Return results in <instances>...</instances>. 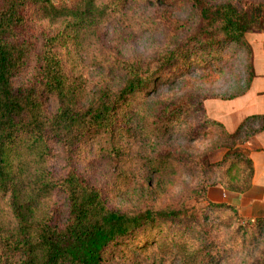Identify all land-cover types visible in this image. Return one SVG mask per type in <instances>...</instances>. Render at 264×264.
I'll list each match as a JSON object with an SVG mask.
<instances>
[{"label":"trees","instance_id":"obj_1","mask_svg":"<svg viewBox=\"0 0 264 264\" xmlns=\"http://www.w3.org/2000/svg\"><path fill=\"white\" fill-rule=\"evenodd\" d=\"M185 7L192 11L195 24L174 49L147 62L101 58L100 67L116 73L118 87L102 83L91 91L88 78L76 74L59 50L72 44L79 53L100 26L111 22L129 27L139 24L137 29L144 32L174 36L184 25L177 24L170 11ZM163 14L172 20L165 24ZM34 16L59 23L57 30L41 36L37 50L28 35ZM254 31L264 32V15L256 5L239 8L230 2L213 5L207 0H0V264H107L112 248L135 240L150 228L194 222L196 217L183 207L130 213L112 207L103 191L77 171L82 145L91 136H101L108 144L102 148L104 155L118 171L116 180L127 179L124 169L132 159L130 148L121 145L122 131L133 137L130 130L137 122L135 111L140 104L162 86L188 78L194 59L202 73L211 72V66L225 63L231 46L245 53L246 78L236 94L221 99L242 94L253 76L246 34ZM214 52H219L218 62L212 57L200 60ZM29 63H34L32 71L23 78ZM49 101L56 105L52 114L47 112ZM182 113V107L167 104L150 122L168 128L179 124ZM205 123L221 128L228 139L240 144L264 131V115L246 118L231 134L208 118ZM244 131L249 132L241 139ZM188 133L191 140L201 135L196 127ZM57 148L67 165L59 178L48 168ZM171 157L167 153L146 159L148 171L143 175L149 178L161 173ZM225 164L228 180L223 188L246 192L253 175L247 152L234 148L217 165ZM54 194L65 202L63 221L48 207ZM208 208L237 213L225 203H210ZM256 223L264 230V220ZM204 256L213 257L209 252Z\"/></svg>","mask_w":264,"mask_h":264},{"label":"rangeland","instance_id":"obj_2","mask_svg":"<svg viewBox=\"0 0 264 264\" xmlns=\"http://www.w3.org/2000/svg\"><path fill=\"white\" fill-rule=\"evenodd\" d=\"M207 1L213 5L230 2L239 8L256 5L264 15V0ZM170 13L177 24L184 25L183 30L174 36L144 32L137 29L139 24L129 27V24L111 22L100 26L88 42L83 43L79 53L72 44L59 50L66 63L74 67L76 74L88 78L91 91L96 89L94 85L102 83L118 87L116 73L100 67L101 58L106 55L103 60L109 62L115 57L147 62L174 49L195 24V19L188 7L173 9ZM161 20L166 24V20L170 22L172 18L163 14ZM58 27L59 23L55 20L34 16L28 29L34 50L39 47L43 34L52 33ZM255 32L247 35L250 38ZM231 50L226 54L225 63L211 66L209 73H202L201 67H195L197 63L194 59L188 78L173 86H162L145 103L140 104L135 111L137 122L130 130L133 137L129 138L124 129L122 131L121 145L130 148L132 159L124 169L128 174L127 179L121 176V180H116L118 171L104 155L102 148L108 144L101 136H91L82 145L77 171L87 182L103 191L112 207L126 213L145 208L183 207L196 217L191 223H164L142 232L135 240L112 248L107 253V264H264V230L256 222L246 221L237 213L229 210L211 212L208 208L211 203L207 197L208 188L223 187L228 180L225 173L227 165L217 164L234 148L245 150L244 146L252 139L250 137L240 144L238 140L228 139L221 128L205 123L204 100L236 94L240 83L246 78L244 51L235 46H231ZM218 54H205V59L200 60L207 61L212 57L218 62ZM33 65L29 63L25 66L23 78L31 73ZM167 104L182 107L179 124L168 128L152 125L150 121L153 115ZM55 108L53 102L47 103L49 114ZM191 127H196L201 133L195 140H191L188 133ZM156 130L160 134H156ZM248 132L244 131L240 138L244 139ZM53 152L48 168L55 178H59L66 172L67 165L58 148ZM167 153L172 157L163 165L161 173L146 178L143 175L148 171L146 159H155ZM234 173L235 169L232 171ZM48 202L49 209L55 211V218L63 221L66 216L63 197L54 194ZM142 245H147L145 250L138 249ZM200 250L205 252L199 253ZM207 252L213 256L211 260L205 258Z\"/></svg>","mask_w":264,"mask_h":264},{"label":"crops","instance_id":"obj_3","mask_svg":"<svg viewBox=\"0 0 264 264\" xmlns=\"http://www.w3.org/2000/svg\"><path fill=\"white\" fill-rule=\"evenodd\" d=\"M246 40L252 50V71L247 89L232 99L212 98L204 100L208 119L222 125L231 134L248 117L264 115V32H255ZM245 151L252 162L253 175L250 188L244 193H234L223 187L208 188L211 203L233 206L246 221L264 220V131H260L246 143Z\"/></svg>","mask_w":264,"mask_h":264}]
</instances>
